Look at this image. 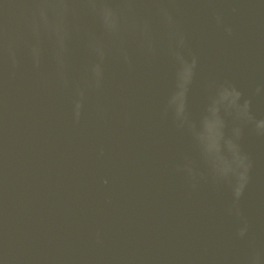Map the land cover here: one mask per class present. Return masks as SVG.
Instances as JSON below:
<instances>
[{
  "label": "water",
  "instance_id": "95a60500",
  "mask_svg": "<svg viewBox=\"0 0 264 264\" xmlns=\"http://www.w3.org/2000/svg\"><path fill=\"white\" fill-rule=\"evenodd\" d=\"M0 264H264V0H0Z\"/></svg>",
  "mask_w": 264,
  "mask_h": 264
},
{
  "label": "clouds",
  "instance_id": "9594fccd",
  "mask_svg": "<svg viewBox=\"0 0 264 264\" xmlns=\"http://www.w3.org/2000/svg\"><path fill=\"white\" fill-rule=\"evenodd\" d=\"M241 191H242V189H240V188H238V189L236 190V194H237V196H239V195L241 194Z\"/></svg>",
  "mask_w": 264,
  "mask_h": 264
}]
</instances>
